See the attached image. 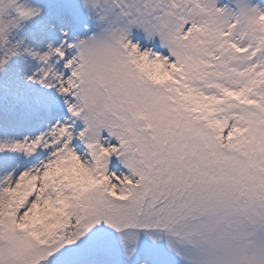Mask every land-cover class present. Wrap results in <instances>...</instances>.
Returning a JSON list of instances; mask_svg holds the SVG:
<instances>
[{"label":"snow or ice","instance_id":"6c2138e0","mask_svg":"<svg viewBox=\"0 0 264 264\" xmlns=\"http://www.w3.org/2000/svg\"><path fill=\"white\" fill-rule=\"evenodd\" d=\"M0 264H264V0H0Z\"/></svg>","mask_w":264,"mask_h":264}]
</instances>
